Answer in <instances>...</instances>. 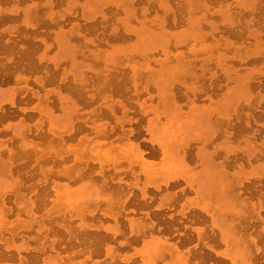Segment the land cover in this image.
Returning <instances> with one entry per match:
<instances>
[{"label": "rangeland", "instance_id": "374dc122", "mask_svg": "<svg viewBox=\"0 0 264 264\" xmlns=\"http://www.w3.org/2000/svg\"><path fill=\"white\" fill-rule=\"evenodd\" d=\"M7 1L8 0H4V1L0 0V42H1L0 43V66H1L0 67V197H1L0 206L1 204H3L4 207H10L11 211L9 212L10 213L9 215L8 212L5 213L4 211H1L2 209L0 207V252H1L0 254L1 255L3 254V256L0 255V258L2 257L0 259V264H18L19 263L18 261H21L22 264H53L57 262V260L54 259L56 253L62 256V261L60 263L57 262L56 264H75L76 262L79 261H82L84 264H91L94 262H97L98 264H112V263L116 264L119 261L120 262L118 264H121V262L122 264H133V263L142 264L143 262H150V261L151 264H164V263L172 264L170 262L169 257L166 254H164L161 257H156L158 255V253L156 252L161 250L163 247L162 244L160 243L161 241H166L168 243L175 242L178 249L180 250H184L185 248H188L190 250V255L189 258H187L186 260L187 264H209L206 263L207 260L213 261L212 258L215 257L212 256H217L213 253V250L216 251L223 249V244L222 242L218 241V239L220 238L221 233L224 232V229L221 226L220 220L216 218H213V220L209 219V216L204 211L210 209L215 210L216 207L219 206V204H216L214 200L219 198L208 196L205 194L194 196L193 191H191L187 183L196 185V184H200L201 182H204L205 173L202 171L201 166L200 164H198V162H194L188 158L182 157V151L186 149V146H184L183 144L186 142L198 143L196 141H193L196 134H199V136H201L208 131L205 124L206 112L201 109L199 110L198 106L200 105L204 106L208 104L209 100L205 97V95L198 93V95H196L197 97L194 98V104L196 106V109H192V106H190L188 99H185L182 96L178 97L176 95L177 93L184 90L182 85L190 83V79L184 77L178 78L176 74L168 77L163 70V66L161 67L155 62L154 64H152L153 59H162L164 55H163V51L160 50L161 44L163 42L157 35L158 28L155 26L154 23H150L149 21L153 16H157L159 18L160 16H162L167 22H170L172 20L171 14H174L177 24L174 27H167V30L172 33V36L170 35L167 36L168 39L167 54L168 56H171V54L175 53L176 51H182L184 57L187 56L186 58H192L193 55L191 53H188L183 46L177 45L173 47L172 43L175 40H178V41H183L182 45H189L193 43L194 47H199L200 45L204 43H209L212 40L209 37H206L205 39H201L200 37H197L196 28L194 26H187V24H185L187 23V20L185 18L187 17L186 15H188L186 13L189 7L194 5V6H199L201 8V5L195 3L196 2L195 0H175V1L154 0L156 4L153 2V0H137L136 2L134 1L132 4L133 7L135 8V11L137 12L134 15L135 16L134 19V17L132 16L124 15L126 8L127 9L129 8V6L126 3V0H54V1L50 0L51 2L50 6H48V0H41V1L16 0L17 2L15 0H9L8 2ZM162 1H165L168 7V11L166 12V14L162 12V8L160 5ZM188 1H191L192 3L190 4ZM204 1L209 9V11L205 12L206 19L211 20L219 25H222L220 24V22L218 23V19L220 20L221 16L220 18L217 17L219 15L218 13L208 14L210 11H213L218 7L215 5H219V4L223 5L227 3L231 6L230 8L233 7L234 9H237V7L238 8L240 7L239 9H241V7H248V8L253 7L254 9L256 8L255 11H253L254 13L252 15L245 13L243 17L244 19L258 18L257 22L255 23V25H253V27L256 28V30L260 31V34L257 39L260 41L261 50H263L264 53V21H263L264 0H220V1L218 0L219 3L216 0L214 1L204 0ZM154 5L157 6L155 7ZM178 6H181L182 8L185 9H182L180 7L178 8ZM258 6H260L261 9H258L259 8ZM199 7L196 8L197 10L193 9L191 11L190 13L191 20L202 19V15H201L202 8L198 9ZM141 8H145L146 10L141 13L140 11ZM42 12H44V14ZM7 13L10 15L7 16L8 15ZM261 13H263V15ZM41 14H43V16ZM56 16L58 18H56ZM209 16L210 18H208ZM40 18H43V20L42 19L39 20ZM212 18H214V20H212ZM49 19L60 21V25L63 30L68 28L71 24L73 25L78 24L82 30V32L80 33L81 36H78L77 38L74 37L70 39V41H67L65 37L62 35L55 36V34L52 33L58 30L56 26L52 25L48 28L47 26H43V24L44 23L46 24V22H48ZM67 19L69 20V22ZM178 19L180 20L178 21ZM41 21L43 23H41ZM252 21L253 20H251V22ZM87 22L89 23V25ZM30 23L38 25L37 27L34 28L36 32L32 33V29L28 26H25ZM92 25H95L96 28L92 29L91 28ZM111 25L116 26L115 32H119L121 30V27L122 28L125 27L126 29H128L127 35H125L124 37L109 39L113 35L111 33L112 31H110V28L112 27ZM19 26H21L22 29ZM108 26H110V28ZM38 28L40 29V31ZM46 33L48 34V36ZM217 35L218 34H216L215 36ZM102 36L103 39L104 38L107 39L105 43L101 42L99 44L97 43L96 45L93 43L91 45L89 42L86 41V39L95 40L96 38ZM107 36L108 38H106ZM114 36L117 37L119 35H114ZM245 36H243L242 34V37H245L246 42H249V44L253 42L252 35L246 34ZM11 37L13 39H11ZM27 37L28 38L31 37V38L27 40ZM249 38L252 40H250ZM3 41L5 44L3 43ZM238 42L239 41H237L236 43ZM84 43H89V44H84ZM245 43L242 42V44ZM106 46H108L109 48ZM12 47H14V51H11ZM25 47L26 48L30 47L29 48L30 52L27 53V57L22 52L25 49ZM255 49L257 50V48ZM208 53L213 55L217 54V52L213 50L210 52L194 51V55L197 60L203 58ZM101 55H103V57ZM33 56L35 57V59ZM39 57H42V59L40 60ZM146 58L149 59L148 66H146L147 64L145 60ZM67 59H69V61H67ZM52 61L56 63L55 66H53ZM30 64H33L34 66H29ZM251 64L241 63L239 66L236 65L235 67L238 69V72H243L244 70L247 69V67H252L253 70H256L258 68L261 72H264V60L258 61L256 59V61H254V63L252 62ZM258 64L261 65L259 66ZM100 65L103 66L101 67ZM210 70L214 71L215 73V76L211 79V81H213L212 85L214 86L215 84H218L219 85L218 87H220L219 92L220 91L222 92L224 86H223V82H221L222 78H220L221 72H219L220 71L219 66L216 65L213 66V64H211ZM142 71L145 74L142 73ZM133 72L136 73L139 72V74H135L133 77L134 74ZM204 74L206 76H204ZM16 75L25 76L26 79L15 80ZM48 75H54L55 79L45 82L44 78ZM62 75L65 76L64 78L65 80L63 79L62 81H58L59 77H61ZM104 75H107L108 78L116 76L117 82L123 83V87H124V89L122 87L123 91L120 93H115L112 87H108L107 85L109 84L108 82L107 83L101 82L100 79L103 78L102 76ZM122 75H124V77ZM208 76H209L208 73L204 71L203 76L198 79L196 85H201V84L202 86L207 85ZM38 77H40L44 83L42 85L43 88L41 85H39V83H37L34 80V78H38ZM89 77L91 78V80ZM262 78H263L262 75H258V74L255 75V79H256L255 81H257L255 83L257 84H255L254 87L258 88L256 90L259 91V93H264L263 91L264 80ZM66 84H70L74 86L75 88L80 90L84 96H87L92 92H95V96L91 99H89L88 97L89 100L85 97L87 100L85 104H81L80 102L75 101L74 102L75 108H72L71 111L68 109L69 102H65V100L60 101V99L58 98V95L61 96L68 95L69 97L74 98L73 95L74 92L64 88ZM99 85L102 88L96 91L95 88L96 87L99 88ZM228 85H230V83ZM134 88L137 91L134 90ZM211 89L212 88L207 89V93L210 92ZM33 92L37 93L41 97L46 95L47 96L46 104L43 103L44 100L41 101L40 99L37 98V96L33 94L31 95V93ZM57 92H59V94H57ZM219 92H217L218 94L211 93L210 95L211 96L210 102L214 104L213 110L210 115L211 118H216V117L219 118L218 114L221 110L220 106L221 104H223V100L220 97ZM121 93L123 97H121L122 96ZM12 95L14 96L13 98ZM135 95L137 98L136 97L134 98ZM16 96L18 97L16 98ZM187 96L190 97V93L187 92ZM97 99L100 101H98ZM109 99L110 101H108ZM114 100H121L122 103H124L127 107H129L127 112V117L130 118V122H123L122 124V129L124 131L131 129V132L127 135V137L126 135L120 134L119 133L120 131L118 129L116 130L115 134H113L114 132H111L113 136L110 135L104 138L100 136V134L95 129L89 127H85L84 130L81 131H76L77 123L84 121L86 124L89 125L92 119H94L93 124H98V122L100 121H106L108 124L112 125L113 116L111 115L105 116L104 114H100L99 116H94L90 111L92 109L98 111V108L104 110V104L108 102L111 103ZM231 102L233 103L234 100H231ZM42 103L43 105H40ZM135 104L137 105V107L135 106ZM238 104H241V102H239ZM263 104H264V97H262L259 100V105L255 108V111H251L250 108L248 109V107H244L245 105L242 108L243 109L242 112L244 110H245L244 112L247 113L251 111V115H253L254 118L258 120V122L261 121L262 124L258 126V129H260L261 131L257 132L256 134L257 137H259V135L262 134H263L262 136L264 137V113H263L264 105ZM117 108L118 107L116 106L115 115H119L120 113L119 110H117ZM98 112L102 113V111H98ZM256 112L259 113L260 116L254 114ZM248 119L250 120V118ZM233 121H235V118L233 115H231V122ZM52 132H54L55 134H61L63 135L64 138L66 137L64 145L66 144L72 145L73 147L72 148L69 147V148L74 150V152L79 156L81 154L83 156L93 155V156H101L102 158H104L107 152H109L108 158H112L113 155L116 156V159L118 160L116 161V164H119V166L122 167L129 165L137 174V177L134 180L131 177H127V178L125 176L123 177L125 181H129L130 183L135 181L137 186L126 187V189L128 190L130 189L131 194L128 197V199H126L125 203H123L122 208L119 211L118 218L121 221L119 227L120 231L116 232L106 244H102V251L98 254L90 253L89 257H85L86 253L82 255L80 252L77 251V249H80V246H77L76 243H74V240L71 239L72 235L66 234L63 229H60V227L57 228L59 241H56L54 243L53 249H49L47 245L48 241L46 239L49 238L51 234L49 232H46L44 229L38 232L35 231L36 227L34 226L36 225H34L33 222H28L27 219L28 216L26 215V213L22 209L18 210L17 206L15 205V200L12 193V188H13L12 166H11V176H9L5 171L7 162H10V160H12V155L9 156L7 150L19 151L18 145L20 142L28 143V141L30 140L36 141L37 148L33 149L30 147V145H26L24 147L25 149L23 150L25 151L24 154L20 153V159L15 158L16 163L14 161V169L17 171L15 173H19L21 175L20 178L21 179L23 178L21 180L20 186L17 187L19 192H22L24 198L27 197V195H29L30 198H33L34 194L28 192V187L30 184H33L36 181V179L39 177L38 174H37L38 176L37 175L32 176L30 174L33 167L35 166V163L32 162L33 155L35 157V154L37 152H39L40 150L41 151L45 150L46 148L45 143L47 142L46 139L44 140L39 139L36 136H38V134L40 133L50 136V133ZM72 133L74 134V138L68 140L67 137ZM247 134L249 135V133ZM219 140L220 138H216L214 142H218ZM256 140L259 141V138H257ZM234 143L235 142H233V144ZM151 148H154L157 152L154 157H151L146 153V151L148 149L150 150ZM70 155L71 154H68V156ZM262 161L263 159L259 160V162ZM127 162H132V163L128 164ZM26 163H28L27 164L28 166L26 165ZM110 163L111 162H107L104 163L103 165ZM122 163L123 165H121ZM19 165L23 167H20ZM94 165H96V163H94ZM145 167L146 170H144ZM23 171L25 173H23ZM249 171L250 168L248 166H245L244 172L248 173ZM155 184H158V189L153 188V185ZM168 184H172L170 185L171 187L168 186ZM44 185L41 186L43 187ZM46 185H49V182L46 183ZM68 185L70 188H73L76 185H78V182ZM142 185H145L144 199L140 198L138 195V192L140 194L139 187H141ZM257 186L258 185H256L255 188L260 187ZM180 188H183L182 196L185 195L184 199L182 196L178 199H175L174 197L170 196V194H172L173 191L178 192ZM85 191H87L89 194L88 195L85 194L87 193ZM261 191L264 192L263 188ZM63 193H64L63 189L59 190L58 195L56 196L51 191L50 195L47 196V199L40 207H33V211L35 215L36 216L42 215V218H44L45 211L50 210L52 212L50 216L53 215V217L57 218L61 216L62 212H64L66 218L64 222L67 223L68 222L67 219L70 221L68 223L71 225V229H73L72 231L73 234L74 233L76 234L75 231H79L78 224L79 222H81V220H83V222L86 224L99 225L98 229H88V228L83 229L88 232L89 231L96 233L104 232V231L110 232L112 230L111 227L113 224L112 219L101 212L107 209V204L103 201L102 197L97 196L96 194L94 195L92 193L91 188L85 187L81 192L77 193L76 195L73 194L65 195ZM137 195L139 198L136 197ZM257 195L258 197H260V199L262 200V204L264 205V197H262L263 194H257ZM194 197L195 200L200 204L201 202L203 203L204 201L207 202L209 200L210 201L208 202L209 205L204 207V210L192 209L191 207L184 209L183 211L179 210L183 206L189 207L188 200L192 202L194 201L193 200ZM52 200L55 201L53 202ZM129 200H133V202L135 203L131 204L132 201ZM176 200H179L180 202ZM68 201L72 202L70 206L68 205ZM137 201L139 202V204H136ZM156 201L157 203L164 202L166 203V205L161 207L160 209H156L155 208L157 205ZM77 204L80 205L82 210L76 209L78 208ZM92 204L95 206L94 211L91 214H88L87 213L88 210H85V207L87 206V208L88 207L91 208L90 205ZM178 205H180V207ZM135 206H137V208ZM15 210L17 211L15 212ZM154 211H160L161 213L159 218L160 220L159 224L161 227H163L162 229L159 230L153 229V223H152L153 218L151 217V213ZM261 211H262L261 214H264V207ZM97 212H99V214ZM165 214H170V215L166 216ZM68 215H71L72 217H68ZM81 215H83L82 219L79 218ZM16 217H18V219ZM129 217L135 219L143 218L142 220L146 222L148 225L147 228H141L138 222L136 223V225H133L134 227L133 230H138L140 232L137 233V236H134L137 238V240L135 238L133 239L132 233H128L129 227L128 224L126 223ZM19 220L22 221V223H20ZM207 220H209V222ZM73 226H75L76 229ZM197 227H201L202 229H204L206 233H209L210 231L209 235L214 236L215 240L213 242L217 245L213 244V242L210 240L207 241V243L212 246V251L209 250L206 246H203L201 241H195V239H190L188 240V242H183V240H185V236L187 234H193V230ZM13 232H16V235L12 234ZM215 237H217V241ZM37 238H40L39 240L42 241V244L44 246V249L42 251L33 249V247L39 246V244L37 243L39 240ZM65 239L66 242H64ZM70 242L72 244H70ZM218 242L221 245L218 244ZM72 245L74 246L72 247ZM107 245L114 247L116 251L113 256V259L110 258L109 253H105V251L103 250V248L106 247ZM217 246H220V248ZM16 247L19 248L18 252L14 249ZM6 252L8 253L6 254ZM72 252L75 253L71 254ZM67 254H69L70 256L69 259L66 258ZM207 254H210L211 259L207 258ZM152 255H153V259H152ZM127 256H129L130 259L126 261L124 258ZM19 257H24L25 260L24 259L18 260L20 259ZM147 257L151 259H147ZM173 261L178 262L177 260H173ZM242 263H243L242 261L233 260L232 264H242Z\"/></svg>", "mask_w": 264, "mask_h": 264}, {"label": "bare ground", "instance_id": "6f19581e", "mask_svg": "<svg viewBox=\"0 0 264 264\" xmlns=\"http://www.w3.org/2000/svg\"><path fill=\"white\" fill-rule=\"evenodd\" d=\"M2 1H4V0H2ZM134 1L136 2L137 0H126V3L129 6V8L128 9L126 8L124 15L132 16L135 19L134 15L137 12L135 11V8L132 5ZM195 1H196L195 3H198L201 5L202 19H195V20L190 19L191 11L193 9H196L197 7H199V6L193 5V6L189 7V9L186 13L188 15H186L187 17L185 18L187 20V23H185V24H187V26H194L196 28L197 37H200L201 39H205L206 37H209L212 40L209 43H204V44L200 45L199 47H194L193 43H191L189 45H182L183 41H178V40H175L174 42L172 41L173 47H175L177 45L183 46L188 53H191L193 55V57L192 58H186L187 56L184 57L182 54L183 53L182 51H176L175 53L171 54V56H168V54H167L168 53L167 36H169V35L172 36V33L167 30V27H174L177 24L175 17H174V14H171L172 20L170 22H167L164 19V17H162V16H160V18L157 16H153L149 21H150V23H154L155 26L158 28L157 35L163 42L161 44L160 50L163 51L164 56L162 59H153L152 64H154V62H155L159 66H161V67L163 66V70L168 77L176 74V76L178 78L184 77V78L190 79V83L182 85L184 90L177 93L176 95L178 97L182 96L183 98L188 99L190 106H192V109H196V106L194 104V98L197 97L196 95H198V93L205 95V97L209 100L208 104H206L204 106H202V105L198 106L199 110L201 109V110L206 112L205 124H206L208 131L204 135H201V136H199V134H196V136H195L196 139L194 138L193 141H196L198 143H195V142L184 143L183 145L186 146V149H184L182 151V157L188 158L194 162H198V164H200V166H201L202 171L205 173V181L204 182H201L200 184H196V185L187 183L188 187L191 189V191H193L194 196L205 194L208 196H213V197L219 198V199L214 200V202L216 204H219V206H217V207L215 206L217 210L216 209L215 210L210 209V210L204 211L209 216V219L213 220V218H216V219L220 220L221 226L224 229V232L221 233V236L218 239V241L222 242L223 249L222 250H216V251L213 250V253L215 255H217V256H212V257H215V258H212L213 264H215V263H218V264L230 263V264H232L233 260L242 261L243 262L242 264H264V214H261V212H262L261 210L263 209L264 205L262 204V200L260 199V197H258V195H257V194H263L262 197H264V192L261 191L262 188L264 190V137L262 136L263 134L262 135L258 134L259 137L256 136L257 132L261 131L260 129H258V126H260L262 123H261V121L258 122V120H256L254 118V116L251 115V111H255V108L259 105V100L262 97H264V93H259V91L256 90L258 88L254 87V85L257 84V83H255V82H257V81H255L256 80L255 75H257V74L262 75L263 76L262 79L264 80V72H261L257 67H256L257 68L256 70H253L252 67H247V69L244 70L243 72H238V69L235 67L236 65L239 66L241 63H247V64H251L252 62L254 63V61H256V59L258 61L264 60V53H263V50H261L260 41L257 39L259 34H260V31L256 30V28L253 27V25H255V23L257 22L258 18H256V19H252V18L244 19V17H243V15H245V13L252 15L254 13L253 11H255L256 8L254 9L253 7H249V8L248 7H241V9H239L240 7L239 8L237 7V9H234L233 7L230 8L231 6L227 3L223 4V5H220V4L215 5L218 7L215 10L210 11L208 14L218 13L219 15L217 17L220 18V16H221V19L220 20L218 19V23L220 22V24H222V25H219V24H217L211 20L206 19L205 12L209 11V9H208V6L206 5L205 1L204 0H195ZM216 1L218 2V0H216ZM153 2L155 3L154 0H153ZM188 2L190 4L192 3L191 1H188ZM50 3H51L50 0H48V6H50ZM212 4H214V3H212ZM140 5H139V7H140ZM160 5L162 8V12H164L166 14V12L168 11V7H167L166 2L162 1L160 3ZM186 6H188V5H186ZM173 7H174V5H173ZM179 7L182 8L183 4H182V7L178 6V8ZM258 7H259L258 9H261L260 6H258ZM201 8L199 7L198 9H201ZM182 9H185V8H182ZM79 10H80V8H79ZM90 10H92V9H90ZM145 10H146L145 8L140 9L141 13L144 12ZM210 10H212V9H210ZM36 11H38V10H36ZM74 12H75V10H74ZM261 12H263V11H261ZM42 13L44 14V12H42ZM121 13H120V15H121ZM257 13H259V12H257ZM43 14H41V15L43 16ZM138 14H140V13H138ZM198 14H200V13H198ZM261 14L263 15V13H261ZM261 14H259V15H261ZM9 15L10 14H8L7 16H9ZM178 16H179V14H178ZM56 18H58V17L56 16ZM143 18H145V17H143ZM208 18H210V16ZM41 19L43 20V18H40L39 20H41ZM13 20H14V18H13ZM65 20H66V18H65ZM179 20L180 19H178V21ZM186 20H184V21H186ZM212 20H214V18H212ZM251 20H253V21L251 22ZM32 21H34V20H32ZM132 21H133V19H132ZM14 22H15V20H14ZM68 22H69V20H68ZM181 22H182V20H181ZM41 23H43V22L41 21ZM64 23H65V21H64ZM110 24H111V22H110ZM52 25H54L58 28V30L54 31L52 34H55V36L62 35L65 37V39L67 41H70V39H72L74 37L77 38L78 36H81L80 33L82 32V30L78 24H74V25L71 24L68 28H66L64 30L62 29V27L60 25V21H57V20L49 19V21L46 22V24L45 23L43 24V26H47V28L52 26ZM88 25H89V23H88ZM25 26L30 27L32 29V33H33V32H36V30L34 28L37 27L38 25L30 23V24L25 25ZM25 26H23V27H25ZM19 27H21V26H19ZM108 27L110 28V26H108ZM115 27L116 26H112L110 28V31H112L111 33L113 35L109 39L124 37L125 35H127L128 29H126L125 27L122 28L120 26L121 30L119 32H115ZM91 28L93 29L96 27H95V25H92ZM21 29H22V27H21ZM103 30H105V29H103ZM39 31H40V29H39ZM216 34H218V35L215 36ZM242 34H243V36H245L246 34L252 35L253 42L250 43L251 45L249 44V42L245 41L246 36L242 37ZM91 35H93V34H91ZM114 35H119V36L115 37ZM47 36H48V34H47ZM30 38L27 37V40H29ZM106 38H108V36ZM11 39H13V38L11 37ZM46 39H48V38H46ZM250 40H252V39H250ZM86 41L89 42L91 45L93 43L96 45L97 43L99 44L101 42L105 43L107 41V39H105V38L103 39V36H102V37L96 38L95 40L86 39ZM237 41H239V42L236 43ZM11 42H12V40H11ZM242 42H244V43L246 42L247 44L246 43L242 44ZM3 43H4V41H3ZM89 43H84V44H89ZM33 46H35V45H33ZM106 47H108V46H106ZM29 48L25 47L24 50L22 49L23 50L22 52L26 55V57H27V53L30 52ZM255 48H257V50ZM92 49H94V48H92ZM38 50H40V49H38ZM212 50L217 52V54L213 55V54L208 53L206 56H204L203 58H201L199 60H197L195 55H194V51H209L210 52ZM11 51H14V47H12ZM16 53H18V52H16ZM11 54H14V53H11ZM78 54H80V53H78ZM86 54H84V55H86ZM191 54H190V56H191ZM91 55H92V53H91ZM101 56L103 57V55H101ZM34 59H35V57H34ZM39 59L41 60L42 57H39ZM78 59H79V57H78ZM18 60H19V58H18ZM145 60L147 63L146 66H148L149 65V63H148L149 59L146 58ZM4 61H5V58H4ZM36 61H38V60H36ZM67 61H69V59H67ZM85 61H87V60H85ZM19 62H20V60H19ZM52 64H53V66L56 65V63L53 61H52ZM211 64H213V66L214 65L219 66V69H220L219 72H221L220 78H222L221 82H223V86H224L222 92L221 91L219 92L220 87H218L219 86L218 84L214 83L215 85L214 86L212 85L213 81H211V79L215 76V73H214V71L210 70ZM29 66H34V65L30 64ZM2 69H4V68H2ZM127 70H128V68H127ZM204 71H206L209 75L207 78L208 79L207 85L203 84L204 86H202L201 83H200L201 85H196L198 82V79L203 76ZM133 73H134L133 77L135 74H139V72H137V73L133 72ZM142 73H144V72L142 71ZM128 75H129V73H128ZM122 76L124 77V75H122ZM204 76H206V75L204 74ZM32 77H31V79H32ZM102 77L103 78L100 79L101 82H103V83L108 82L109 83V84H107L108 87H112L115 93H120L123 91V89H124L123 83L122 82L118 83L116 76L108 78L107 75H104ZM64 78H65V76L62 75L61 77H59L58 81H62ZM18 79H24L25 80L26 77L21 76V75L20 76L16 75L15 80H18ZM54 79H55L54 75H48L44 78L45 82L51 81ZM144 79H145V77H144ZM154 79H155V77H154ZM34 80L37 83H39V85H41V86L44 84L40 77L34 78ZM90 80H91V78H90ZM214 80H217V79H214ZM58 81H57V83H58ZM119 81H121V80H119ZM126 81H127V79H126ZM216 83H218V82H216ZM229 83H230V85H228ZM122 87H123V89H122ZM150 87H151V85H150ZM209 87L212 89L210 90V92L207 93V89H210ZM42 88H43V86H42ZM64 88L74 92V94H73L74 98H71L68 95H66V96L58 95V98L60 99V101L65 100V102H69L68 109L71 111H72V108H75V104H74L75 101H78L81 104H85L87 101L86 98L88 99V97H89V99H91L95 96V92H92V91H91L92 93L88 94L87 96H84L80 90H78L77 88H75L74 86H72L70 84H66L64 86ZM100 88H102V87L99 85V88L96 87L95 89H96V91H98V90H100ZM143 88H145V87H143ZM253 88H255V89H253ZM134 90H136V89L134 88ZM254 90H256V91H254ZM43 91H44V89H43ZM84 91H86V90H84ZM155 92H156V90H155ZM187 92L190 93V97L187 96ZM217 92L220 93V97L223 100V104H221V106H220L221 110L218 114L219 118H217V117L211 118L210 115H211V112L213 110L214 104H212L210 102L211 101L210 95H211V93L213 94V93H217ZM32 94L37 96V98L40 99L41 101L44 100L43 103L46 104V100H47L46 95L41 97L37 93L33 92V93H31V95ZM57 94H59V92H57ZM124 94H125V91H124ZM121 95H122V93H121ZM13 97L14 96L12 95V98ZM17 97L18 96H16V98ZM121 97H123V95ZM135 97H136V95L134 96V98ZM155 98H156V96H155ZM127 99H129V98H127ZM231 100H234V102L232 103ZM98 101H100V100H98ZM108 101H110V99ZM239 102H241V104H238ZM43 103L40 105H43ZM154 103H155V101H154ZM31 105H32V103H31ZM116 106L118 107L117 110H119V112H120L119 115H115L116 114V112H115ZM135 106L137 107L136 104H135ZM243 106L248 107V109L250 108L251 111L247 113V112H244L245 111L244 110L242 112ZM186 108H187V106H186ZM128 109H129V107H127L124 103H122L121 100H114L111 103H109V102L105 103L104 104V110L103 109L101 110L98 108V111H102V113L96 111L95 109H92L90 112L94 116H99L100 114H104L105 116L106 115L113 116V124L112 125L108 124L106 121H100V122H98V124H93L94 119H92L90 121L89 125L86 124L84 121L77 123L76 124V131H81V130H84L85 127H89V128L95 129L100 134V136H102L104 138V137L112 135L111 132H114L113 134H115L116 130L118 129L120 131L119 132L120 134L126 135V137H127V135L131 132V129L124 131L122 129V124H123V122H130V118L127 117ZM257 112L254 114L260 116L259 113H257ZM242 114H243V116H242ZM252 114H253V112H252ZM231 115H233L235 118V121H233V122H231ZM25 116H26V114H25ZM248 118H250V120ZM45 130H46V128H45ZM247 133H249V135ZM48 136L43 134V133H40V134H38V136H36L39 139H43V140L46 139L47 142L45 143V146H46L45 150H42V151L40 150L39 152H37L35 154V157L33 155V161L32 162L35 163V166L33 167L30 174L32 176L37 175V174L39 175L38 178L36 177L37 179L35 178L36 181L33 184H30L28 187V192L34 194L33 198H30L29 195H27V197L24 198V195L22 194V192H19L17 187L20 186L21 180L23 178L22 179L20 178L21 175L19 173H15L17 171L14 169V161L16 159H20V153L24 154L25 151H23V150L25 149L24 147L26 145H30V147L33 149L37 148L36 141L30 140V141H28V143L20 142L18 145L19 151L7 150L8 155L9 156L12 155V160L9 159L10 162H7L6 167H5V171L7 172V174L9 176H11V166H12V185H13L12 193L14 196L15 205L17 206L18 210L22 209L26 213V215L28 216V218H27L28 222H33L34 225H36V226H34V227H36L35 231L38 232V231L44 229L46 232H49L51 234L50 237L46 239L48 241L47 245H48L49 249H53L54 243L56 241H59L57 228L60 227V229H63L66 234L72 235L71 239L74 240V243H76L77 246H80V249H77V251L80 252L82 255L86 253L85 257H89L90 253L98 254L102 251V244H106L116 232L120 231L119 227H120L121 221L118 218L119 211L121 210L123 203H125L126 199H128V197L131 194L130 189L128 190V189H126V187L137 186L135 181L130 183L129 181H125L123 177L124 176L126 178L131 177L134 180V179H136L137 174L129 165L122 167V166H119V164H116V161H118L116 159V156L113 155L112 158H108L109 152H107L106 155L104 154L105 155L104 158H102L101 156H93V155L92 156H83L81 154L79 156L74 152V150L71 149L73 147L72 145H69V144L64 145L66 137L64 138L63 135L55 134L54 132H52V133H50V136L49 137ZM67 138H68V140L73 139L74 134L73 133L70 134ZM216 138H220V140L218 142H214ZM257 138H259V141L256 140ZM34 139H35V137H34ZM233 142H235V143L233 144ZM1 146H2V144H1ZM15 147H17V146H15ZM69 147H71V148H69ZM60 150H62V151H60ZM146 153L149 156L154 157L157 152L154 148H151L150 150L148 149L146 151ZM68 154H71V155L68 156ZM260 159H263V161L259 162ZM127 161H130V160H127ZM107 162H111V163L103 165L104 163H107ZM15 163H16V161H15ZM94 163H96V165H94ZM127 163L130 164L132 162H127ZM27 164L28 163H26V165ZM121 165H123V163ZM19 166L23 167L21 165H19ZM245 166H248L250 168V171L248 173L244 172ZM144 170H146V167L144 168ZM19 171H20V169H19ZM23 173H25V172L23 171ZM29 179H30V177H29ZM48 182H49V185H46V183H48ZM75 182H78V185H76L73 188H70L68 184H72ZM172 184H168V186H170ZM41 185H44V186L42 187ZM174 185H176V184H174ZM256 185H258L257 187H259V186L260 187L255 188ZM85 187L91 188L92 193L94 195L96 194L97 196L102 197L103 201L107 204V209L104 211H101V212L103 214L109 216L113 221V224L111 226L112 230L110 232L104 231V232H97L96 233V232L85 231V230H83L85 228L98 229L99 225L86 224L83 222V220H81V222H79V224H78V230L79 231H75L76 234L75 233L73 234L72 233L73 229H71V225L68 223L70 221L67 219L68 222L67 223L64 222V220L66 219L64 212H62L61 216L57 217V218L53 217V215L50 216V214H52V212L50 210L45 211L44 218H42V215H39V216L35 215V213L33 211V207H40L45 202V200L47 199V196L50 195L51 191L56 196L58 195L59 190H62V189L64 192L63 194H65V195H68V194L76 195L77 193L81 192ZM15 188H16V190H15ZM153 188L158 189V184L153 185ZM50 189H51V191H50ZM144 189H145V185H142L141 187H139L140 194L138 192V195L142 199L145 198ZM152 191H155V190H152ZM85 192H87V191H85ZM157 193H160V192H157ZM85 194L88 195L89 193L87 192ZM138 195L136 197H138ZM182 195H183V188H180L178 192L173 191L172 194H170V196L174 197L175 199L180 198ZM184 196H182L183 199H184ZM153 197H154V195H153ZM18 198H20V199H18ZM156 200H157V198H156ZM180 200H182V199H180ZM193 200L194 201H192V202H190L188 200L189 207L183 206L179 210L183 211L184 209H187L190 207L192 209L204 210V207L208 206L209 205L208 202H210L208 200L207 202L204 201L203 203L201 202V204H200L195 200V197ZM52 201L54 202L55 200H52ZM129 201H132L131 204L135 203V202H133V200H129ZM176 201L180 202L179 200H176ZM1 203H2V201H1ZM71 203L72 202L68 201L69 206L71 205ZM156 203H157V201H156ZM12 204H14V203H12ZM108 204H109V206H108ZM136 204H139V202L137 201ZM169 204H171V203H169ZM77 205H78V208H76V209L82 210L80 205L79 204H77ZM92 205H90L91 208H89V207L87 208V206L85 207V210H88L87 211L88 214H91L94 211L95 206L93 205L94 206L93 207ZM165 205H166V203L160 202V203H157L155 208L160 209L161 207H163ZM175 205H177V204H175ZM178 206L180 207V205H178ZM0 207L2 209L1 211H4L5 213H7V212L9 213L11 211L10 207H4L3 204H1ZM135 207L137 208V206H135ZM74 208H75V206H74ZM176 208H177V206H176ZM100 209H103V208H100ZM100 209H98V210H100ZM16 211L17 210H15V212ZM70 211H72V210H70ZM207 211H208V213H207ZM97 213L99 214V212H97ZM123 214H124V211H123ZM9 215H10V213H9ZM14 217H15V215H14ZM68 217H72V216L68 215ZM16 218L18 219V217H16ZM79 218L82 219L83 215H81ZM95 219H96V217H95ZM142 219H138V218L135 219V218L129 217L127 219V223L125 222L126 224H128V227H129L128 233L133 234V239L135 238L137 240V238L134 236H137V233H140L138 230H133V228H134L133 225H136V223L138 222V224H140L141 228H147L148 227L147 223L144 222ZM207 221L209 222V220H207ZM20 223H22V221H20ZM95 223H97V222H95ZM73 227L75 228V226H73ZM206 229H208V228H206ZM209 233H210V231H209ZM209 233H206L204 231V229H202L201 227H197L193 230V234H187L185 236V240H183V242H188V240H190V239H195V241H201L203 246H206L209 250L212 251V246L210 244H208L207 241L210 240L213 242L215 239H214V236L209 235ZM12 234L16 235V232H13ZM3 236H4V234H3ZM42 237H45V236H42ZM42 237H41V239H42ZM215 238L217 241V237H215ZM37 239L39 240L40 238H37ZM64 242H66V239L64 240ZM37 243L39 244V246H35V247H33V249L42 251L44 249L42 241L39 240ZM160 243L162 244L163 247L161 250L156 252V253H158V255L156 257H161L164 254H166L169 257L170 262L172 264H175V263L176 264H187L186 260H187V258H189V255H190V250L188 248H185L184 250H180V249H178L175 242L168 243L166 241H161ZM60 244H61V242H60ZM70 244H72V243L70 242ZM213 244H215V243L213 242ZM218 244H220V243L218 242ZM215 245H217V244H215ZM73 246L74 245H72V247ZM2 247H3V245H2ZM217 247L220 248V246H217ZM217 247H215V248H217ZM130 248H131V246H130ZM14 249L17 252L19 251V248H17V247ZM49 249H48V251H49ZM103 250L105 251V253H109L110 258L113 259V256L116 252L114 247L107 245L106 247L103 248ZM7 253L8 252H6V254ZM74 253L75 252H72L71 254H74ZM153 255H152V259H153ZM1 256H3V254ZM40 257H41V255H40ZM19 258L20 259H18V260L24 259V257H19ZM66 258H68V259L70 258L69 254L66 255ZM207 258L211 259L210 254H207ZM33 259H35V258H33ZM54 259L57 260L58 263H60L62 261V256L59 255L58 253H56ZM124 259L127 261L130 259V257L127 256ZM147 259H151V258L147 257ZM5 260H7V259H5ZM173 260H177L178 262H174ZM18 262H19L18 264H22L21 261H18ZM57 262H55L53 264H56ZM132 262H133V260H132ZM206 262H208V260ZM118 263H116V264H118ZM75 264H84V263L82 261H79V262H76ZM91 264H98V263L94 262ZM121 264H122V262H121ZM142 264H151V261L150 262H143Z\"/></svg>", "mask_w": 264, "mask_h": 264}, {"label": "flooded vegetation", "instance_id": "af4514ba", "mask_svg": "<svg viewBox=\"0 0 264 264\" xmlns=\"http://www.w3.org/2000/svg\"><path fill=\"white\" fill-rule=\"evenodd\" d=\"M138 211H140V210H138ZM160 211H154V212H152L151 213V217L153 218L152 219V223H153V229L155 230H159V229H162L163 227H161L160 226V224H159V218H160ZM166 216H168V215H170V214H165ZM206 263H209V264H213V262L212 261H208V262H206Z\"/></svg>", "mask_w": 264, "mask_h": 264}]
</instances>
